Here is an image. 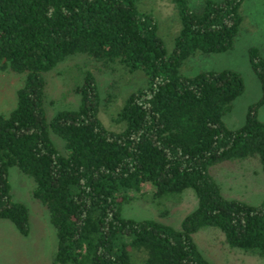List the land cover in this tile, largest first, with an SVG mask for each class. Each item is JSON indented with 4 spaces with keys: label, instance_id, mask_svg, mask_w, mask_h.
Masks as SVG:
<instances>
[{
    "label": "trees",
    "instance_id": "trees-1",
    "mask_svg": "<svg viewBox=\"0 0 264 264\" xmlns=\"http://www.w3.org/2000/svg\"><path fill=\"white\" fill-rule=\"evenodd\" d=\"M140 1L0 0V69L26 73L16 107L0 115V219L30 234L29 210L11 192L9 170L17 166L49 210L57 238L52 264H216L194 236L209 226L231 248L264 260V202L226 197L211 172L215 164L249 157L264 169V122L257 114L264 57L257 48L249 51L263 97L237 129L223 117L245 89L242 76L231 69L181 72L197 54L235 46L245 0H205L200 8L173 0L180 30L172 51L157 16L140 9ZM77 53L115 76H145L113 117L120 131L100 117L103 99L91 70L75 89L79 107L48 118L45 74ZM51 132L64 140V152ZM148 183L158 198L194 190L198 205L180 228L122 215L129 192Z\"/></svg>",
    "mask_w": 264,
    "mask_h": 264
},
{
    "label": "rangeland",
    "instance_id": "rangeland-1",
    "mask_svg": "<svg viewBox=\"0 0 264 264\" xmlns=\"http://www.w3.org/2000/svg\"><path fill=\"white\" fill-rule=\"evenodd\" d=\"M204 1L188 0L193 8H200ZM138 6L157 16L159 34L168 51H172L180 30L179 14L173 0H141ZM243 13L244 21L231 50L197 54L181 68L182 74L189 77L204 71L225 69L234 70L242 76L245 89L223 117L231 129L240 128L245 123L249 107L260 102L263 97L262 84L251 67L249 51L257 48L264 57V0H245ZM87 70L94 72L99 83L103 99L101 119L109 129L120 131L123 125L115 122L113 117L128 93L144 83L145 76L140 73L133 77L124 72L115 76L109 71L100 70L83 53L69 56L45 74L48 118L51 119L61 110L79 107L81 96L75 89L82 83ZM114 79L117 82L113 86ZM25 80L26 73L0 69V115L8 116L14 110L17 90L24 85ZM111 93L113 100H107ZM257 114L258 119L264 122V104L259 106ZM51 138L61 151L66 150L60 136L51 132ZM211 172L226 197L256 206L264 202V169L258 157L218 163L211 167ZM9 178L13 199L26 205L29 210L31 231L28 236H22L10 220H0V234L3 233L0 264H52L57 246L56 231L50 222L49 210L34 196V180L17 166L10 168ZM197 205L198 198L192 188L180 194L158 198L154 187L148 183L138 194L129 192L128 199L122 201V215L137 220L153 219L180 228L184 217ZM194 236L206 256L216 264H264L257 254L231 248L225 242V235L216 227H205ZM135 264L142 263L136 261Z\"/></svg>",
    "mask_w": 264,
    "mask_h": 264
},
{
    "label": "crops",
    "instance_id": "crops-1",
    "mask_svg": "<svg viewBox=\"0 0 264 264\" xmlns=\"http://www.w3.org/2000/svg\"><path fill=\"white\" fill-rule=\"evenodd\" d=\"M0 220H2V219H0ZM1 226H3V225H1ZM1 231L3 232V227L1 228ZM0 246L3 247V233L0 234Z\"/></svg>",
    "mask_w": 264,
    "mask_h": 264
}]
</instances>
